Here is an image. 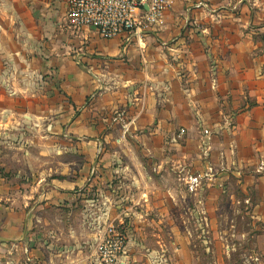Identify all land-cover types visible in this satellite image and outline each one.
<instances>
[{
  "label": "crops",
  "instance_id": "0c3cea01",
  "mask_svg": "<svg viewBox=\"0 0 264 264\" xmlns=\"http://www.w3.org/2000/svg\"><path fill=\"white\" fill-rule=\"evenodd\" d=\"M66 14V0H0V114L8 117L5 126L19 123L40 132L51 119L49 130L63 125L78 133L73 143L100 146L119 131L136 138V146L150 154L144 159L158 170L166 168L147 172L142 160L130 155L123 171H99L103 163L98 161L95 174L76 178L49 177L35 168L29 174L14 171L0 181V250L24 246L25 264H98V233L90 231L75 253L59 250L49 256L43 252L46 242L34 238L33 229L41 221L49 223L38 216L41 210L59 206L76 188L107 197L112 178H123L130 182L119 187L121 195L132 201L123 211L131 215L134 231L126 256L132 260L121 264H136L143 258L136 254L140 243L160 235L151 229L177 227L167 202H176L183 188L169 184L183 180L191 185L188 167L203 163L199 149L205 146L217 161V179L236 180L243 200L251 201V226L264 254V0H173L163 25L134 36L125 49L124 38L76 28ZM182 130L183 146L178 140ZM124 143L133 148L128 138ZM175 146L185 148L182 156H161ZM173 163L183 170L180 174L171 170ZM155 180L169 182L168 187L154 191ZM91 205L100 211L112 206L105 199Z\"/></svg>",
  "mask_w": 264,
  "mask_h": 264
},
{
  "label": "rangeland",
  "instance_id": "374dc122",
  "mask_svg": "<svg viewBox=\"0 0 264 264\" xmlns=\"http://www.w3.org/2000/svg\"><path fill=\"white\" fill-rule=\"evenodd\" d=\"M3 106L0 104V107ZM1 115L0 181L10 178L14 171L22 170L29 174L28 171L34 168L38 172L51 173L49 177L76 178L82 174H95L98 161L103 163L99 166V171L100 168H103L104 172L113 171L116 168L123 171L125 166L123 163L129 159L130 155H137L147 172L165 171L164 168H166L162 165L158 170L154 162L144 159L150 154L142 147L136 146V138L127 137V135L124 137L119 131L111 133V141L102 146L88 141L73 143L74 135L78 133L66 130V126L63 125L59 131L49 130L51 119L45 120L44 131L35 132L30 128H27L29 130L21 128L19 123L15 126L9 124L5 126V123L9 122L8 117ZM12 118L15 120V117ZM125 138L132 142L134 150L127 149L124 143ZM117 140L120 141L112 144ZM178 140L183 146V137L179 136ZM177 147L168 149L166 152L161 151L160 154L179 158L185 148ZM186 150L193 154L196 152V148ZM199 152L203 155L201 162L204 166L199 161L190 165L187 171L189 180L191 177H202L197 189H192L189 182L186 183L183 180V182L172 180L171 184L167 181L155 180L154 191L159 190V187L160 190L164 189L168 187V184L175 190L183 188L182 196L177 197L176 202L172 198L170 204L169 201L167 202L173 210L172 216L178 218L177 227L163 226V224L159 229H151L158 230L160 235L148 236L147 242L143 241L139 247L142 252L153 253V256L147 259V255L144 256L138 250L139 253L136 252V254H140L143 258L136 264H264L263 244L257 236V230L251 226V201L243 200V193L236 180L231 177V179L223 177L224 180L222 178L221 181L217 179V168L214 165L217 161L215 159L214 162L205 146L200 147ZM17 158L22 160L17 162ZM30 159L31 162H29ZM178 165L173 163L170 168L173 172L180 174L183 170ZM221 172L223 170L219 171ZM118 173L121 174V172ZM47 180L50 181V178ZM112 180L114 183L112 187H109L111 193L107 197L99 196L95 190L89 192L85 191L86 189L76 188L72 195H66L58 201L59 206L54 205L38 213V216L49 222L45 225L41 221L33 229L35 232L33 237L40 236L47 244L43 249L44 255L49 253L50 256L52 251L59 250L75 253L78 247L84 246L80 244L86 241L90 231L98 233L102 241L109 235L110 229L115 228L117 232H122L127 237L125 256H129L131 250L129 243L134 225L131 215L123 210L126 209L125 206H130L132 201L131 198L121 195L119 187H127L130 181L123 178H112ZM152 186L153 184L150 187ZM176 195L179 196V191ZM158 197L164 199L163 194ZM103 199L112 205L109 209L100 211L98 207L91 205V203H100ZM117 205L122 206L118 208ZM179 208H182V215ZM149 217L155 218V212H151ZM201 221H203L202 224ZM111 234L113 235L114 232ZM101 241L96 245L97 258ZM35 243L36 241L32 244L33 249H36ZM9 248L8 246L1 248L0 264H4L7 260L15 264H25V255L28 252L24 246H13L10 250ZM61 257L64 256L61 255ZM131 260L132 258L125 257L124 262L128 263ZM98 262L103 264L100 260Z\"/></svg>",
  "mask_w": 264,
  "mask_h": 264
},
{
  "label": "built area",
  "instance_id": "2783aa9c",
  "mask_svg": "<svg viewBox=\"0 0 264 264\" xmlns=\"http://www.w3.org/2000/svg\"><path fill=\"white\" fill-rule=\"evenodd\" d=\"M66 3V18L72 26L95 28L105 38H124V49L134 36L158 30L173 6V0H66ZM183 133L184 130L179 136ZM201 178L191 177V187H197ZM109 232L100 243L98 259L103 264H121L126 257L127 237L115 228Z\"/></svg>",
  "mask_w": 264,
  "mask_h": 264
}]
</instances>
